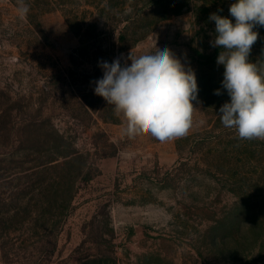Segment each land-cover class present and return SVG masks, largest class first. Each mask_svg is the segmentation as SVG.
<instances>
[{
  "label": "rangeland",
  "instance_id": "374dc122",
  "mask_svg": "<svg viewBox=\"0 0 264 264\" xmlns=\"http://www.w3.org/2000/svg\"><path fill=\"white\" fill-rule=\"evenodd\" d=\"M234 2L0 0V264H264V141L218 116L209 16ZM156 47L195 71L193 126L129 139L93 82Z\"/></svg>",
  "mask_w": 264,
  "mask_h": 264
},
{
  "label": "clouds",
  "instance_id": "9594fccd",
  "mask_svg": "<svg viewBox=\"0 0 264 264\" xmlns=\"http://www.w3.org/2000/svg\"><path fill=\"white\" fill-rule=\"evenodd\" d=\"M17 5L18 17L26 19L29 5L25 0H17ZM229 14L234 22L217 13L209 16L215 22L210 46L220 49L216 63L224 67L221 88L230 97L218 116L239 139L264 141V61L249 60L259 38L254 29L264 27V0H235ZM98 66L103 76L93 82L94 94L123 117L129 139L149 135L167 142L188 135L196 110L193 101H198L197 78L172 49L156 47L154 54L139 56L121 54ZM214 94L223 93L216 89Z\"/></svg>",
  "mask_w": 264,
  "mask_h": 264
}]
</instances>
